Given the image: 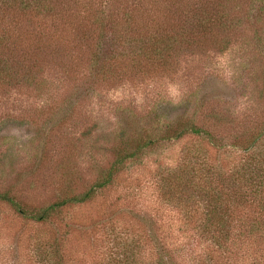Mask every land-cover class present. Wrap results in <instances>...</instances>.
Returning a JSON list of instances; mask_svg holds the SVG:
<instances>
[{"label":"rangeland","instance_id":"obj_1","mask_svg":"<svg viewBox=\"0 0 264 264\" xmlns=\"http://www.w3.org/2000/svg\"><path fill=\"white\" fill-rule=\"evenodd\" d=\"M261 21L257 32L243 24L238 41L222 52L182 54L178 68L161 79L126 77L89 97H71L55 68L56 83L42 96L23 89L0 95V191L10 189L28 210L88 189L112 161L119 127L141 133L153 119L193 116L201 124L203 117L222 145L195 135L164 142L126 163L92 200L64 208L47 222L22 217L0 201V264H50L46 253L62 256L64 264H100L113 251L116 235L141 228L149 235L160 227V238L187 248L188 217L165 196L169 188L161 178L178 173L189 151L206 153L212 162L223 157L236 163L245 156L241 142L247 145L264 123Z\"/></svg>","mask_w":264,"mask_h":264},{"label":"trees","instance_id":"obj_2","mask_svg":"<svg viewBox=\"0 0 264 264\" xmlns=\"http://www.w3.org/2000/svg\"><path fill=\"white\" fill-rule=\"evenodd\" d=\"M261 20L264 0H0V95L23 89L42 96L56 83L55 68L56 77L70 85L71 97H89L104 84L126 77L161 79L178 68L182 54L208 57L222 52L238 41L243 24L254 32L262 30ZM200 120L157 118L141 133L119 127L112 161L85 191L40 210L22 207L10 189L0 191V201L22 217L47 222L64 208L92 200L126 163L164 142L195 135L222 147L206 119ZM261 125L247 145L241 142L245 156L239 162L223 157L212 162L206 153L189 151L179 175L162 176L169 188L165 196L188 217L187 248L160 238V227L149 235L144 228L133 229L114 237L113 251L100 264H264ZM191 239L199 249L192 247ZM46 254L50 264H64L62 256Z\"/></svg>","mask_w":264,"mask_h":264}]
</instances>
